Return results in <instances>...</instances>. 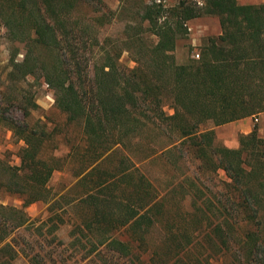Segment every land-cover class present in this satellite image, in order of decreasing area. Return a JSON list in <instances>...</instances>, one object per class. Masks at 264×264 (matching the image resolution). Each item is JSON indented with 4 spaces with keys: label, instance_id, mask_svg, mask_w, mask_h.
Returning a JSON list of instances; mask_svg holds the SVG:
<instances>
[{
    "label": "trees",
    "instance_id": "16d2710c",
    "mask_svg": "<svg viewBox=\"0 0 264 264\" xmlns=\"http://www.w3.org/2000/svg\"><path fill=\"white\" fill-rule=\"evenodd\" d=\"M0 1V27L20 46L8 57L6 81L20 93L27 78L41 79L78 129L61 159L46 154L52 139L43 124L27 122L37 108L32 93L17 103L20 119L0 117L21 143L17 166L0 156V194L21 201L16 209L0 196V213L9 215L0 221V253L13 259L4 241L32 203L48 204L49 219L63 222L52 210L62 209V197L54 199L47 183L64 164L74 179L69 190H83L64 207L81 208L71 245L83 247L82 238L86 255L102 247L134 264H264V138L253 126L227 148L214 144L212 129H199L264 113V3L147 0L139 31L99 41L95 27L106 15L93 17L88 7L102 0ZM200 16L216 17L219 34L205 39L198 59L178 64L176 41ZM123 52L132 67L119 64ZM184 158L192 174L222 171L226 181L206 194L192 174L175 173ZM155 164L159 180L149 170Z\"/></svg>",
    "mask_w": 264,
    "mask_h": 264
},
{
    "label": "rangeland",
    "instance_id": "374dc122",
    "mask_svg": "<svg viewBox=\"0 0 264 264\" xmlns=\"http://www.w3.org/2000/svg\"><path fill=\"white\" fill-rule=\"evenodd\" d=\"M178 0H164L168 6L174 5ZM195 1V0H190ZM1 2V1H0ZM147 0H102L101 4L97 2L91 3L88 7V13L93 17L104 13L105 23L103 26L96 28L98 40L110 38L114 41H120L125 35L139 31L138 13L141 6ZM238 5L247 4H261L264 0H235ZM3 5V3H0ZM144 29V23L140 25ZM186 34L179 37L176 41L175 48L172 51L173 58L176 63H184L189 59H194V53L199 52V48L207 37H216L219 34L218 20L213 16H200L188 21L186 24ZM15 47L20 46L13 44L7 36L4 28L0 27V117L8 118L14 116L20 119V112L17 108L18 101L24 93H32L34 102L37 108L29 112L27 122L29 125H35L38 121L43 124L45 132L51 134V143L47 145L46 154H52L54 157L63 158L69 151V147L73 144L74 137L78 129L76 126L65 123L64 115L54 108L53 96L51 90L44 84L41 79L27 78L22 84L20 93L12 90V83L7 82L5 74L8 71V57ZM15 56L19 61L21 59L20 51ZM119 64L125 67H132L133 63L128 53L123 52L118 60ZM14 97H17L15 99ZM15 99V100H13ZM18 103V104H17ZM164 111L171 113V111L164 107ZM257 122H252V127L255 126L258 135L264 138V113L257 116ZM211 122L204 123L199 129H212ZM231 124L216 126L213 129L214 144L227 148H233V133L231 131ZM237 140V139H235ZM21 146L11 133L0 124V156L8 162L11 166L18 165L16 157L18 148ZM180 152L176 151L168 156V160L176 162L179 160ZM185 157V156H184ZM62 163V160L60 161ZM158 164L153 165L150 170L152 175L158 180L160 174L158 171ZM176 174L178 176L188 172L192 174L191 166L185 160H180L179 166L176 167ZM193 177L200 180L205 189L203 191L208 194V190H214V187H219L220 183L226 181L222 171H217L215 175H201L192 174ZM74 182L71 177L70 167L63 164L60 170L54 171L47 183V188L50 194L54 195V199L59 196L57 206L62 209L52 208L56 215L62 219V223H58L57 219H49L52 211H49L48 204L35 202L23 209L26 217L25 223L10 230L4 243H9L15 255L12 260H9L8 253H0V264H29L28 257H34L38 264H134L128 262L125 258L115 256L107 252L102 247L99 248L98 254H88V246L85 241L80 238L81 246L71 245L72 236L70 230L71 223L78 221L80 207L70 208L64 207L65 202L73 199L83 191L81 188H74L69 190V186ZM1 203L5 206H11L19 209L21 201L14 195H3ZM77 201H75L76 203ZM184 205H188V200L184 201ZM82 207V205H81ZM64 209V210H63ZM0 221L9 218V215L4 217L0 213ZM5 218V219H3ZM2 226V225H1ZM10 224H6L2 229L8 231ZM8 251V250H7ZM11 254V252H10Z\"/></svg>",
    "mask_w": 264,
    "mask_h": 264
},
{
    "label": "crops",
    "instance_id": "0c3cea01",
    "mask_svg": "<svg viewBox=\"0 0 264 264\" xmlns=\"http://www.w3.org/2000/svg\"><path fill=\"white\" fill-rule=\"evenodd\" d=\"M259 119V117L257 118ZM252 117H247V118H242L233 122H230L229 124H231V131L233 133V141H235V144H233V148L237 147V137L239 135H246L248 134L251 129H252ZM216 128L213 127L212 130Z\"/></svg>",
    "mask_w": 264,
    "mask_h": 264
},
{
    "label": "built area",
    "instance_id": "2783aa9c",
    "mask_svg": "<svg viewBox=\"0 0 264 264\" xmlns=\"http://www.w3.org/2000/svg\"><path fill=\"white\" fill-rule=\"evenodd\" d=\"M193 58H194V59H198V53H194ZM252 121H253V122H257V116H253V117H252Z\"/></svg>",
    "mask_w": 264,
    "mask_h": 264
}]
</instances>
